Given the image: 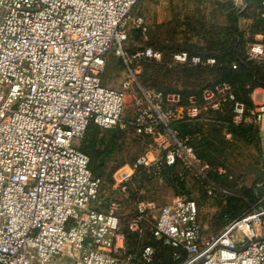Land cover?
<instances>
[{
    "label": "built area",
    "instance_id": "1",
    "mask_svg": "<svg viewBox=\"0 0 264 264\" xmlns=\"http://www.w3.org/2000/svg\"><path fill=\"white\" fill-rule=\"evenodd\" d=\"M140 0H0V264H158L154 238L174 249L178 264H264V196L212 237L205 235L195 199L177 198L153 214L140 203L128 221L136 236L127 244L121 201L104 209L102 179L88 154L75 146L94 123L103 130L120 127L151 137L164 151V161L138 157L114 185L127 193L140 169L151 173L183 164L207 179L213 170L180 136L177 122L198 120L208 106L221 101L212 89L203 103L179 93L148 88L138 80L148 60L163 53L146 47L130 53L132 30L147 35L142 16H133ZM261 7L264 0H254ZM114 53L128 69L124 91L103 85L108 56ZM264 58V35L251 47L250 59ZM182 64H216L181 53ZM234 64L233 68L237 69ZM225 101H235L228 84L218 87ZM127 96L132 113L125 117ZM235 122L264 124V102L247 114L236 102ZM167 173V171H166ZM182 176V174H180ZM231 196L224 188L208 193Z\"/></svg>",
    "mask_w": 264,
    "mask_h": 264
},
{
    "label": "rangeland",
    "instance_id": "2",
    "mask_svg": "<svg viewBox=\"0 0 264 264\" xmlns=\"http://www.w3.org/2000/svg\"><path fill=\"white\" fill-rule=\"evenodd\" d=\"M258 6L259 4L254 0H140L133 11V16H142L149 29L147 35L142 34L143 36L139 40L135 37L131 38L129 35L126 48L128 51H137L144 47H149L153 33L158 32L161 28L164 31H175V28L178 27L176 41L179 44L187 41L189 48L193 50L195 45L198 47L206 45V38L213 40V37H219V35L229 37L233 31V18L236 16L238 18L239 31L245 33L247 39H252L251 30L254 27V18L249 17V15H254L256 10L259 9ZM258 38L259 35L255 37V42ZM184 52L191 57L187 51L177 52L167 59L166 64L170 68L178 65H187L175 59L177 54ZM203 53L207 54L208 48ZM190 65L192 64L188 66ZM146 68L147 65L143 63L139 69L138 80L142 84L146 83L144 82L146 78H142ZM102 80L104 86L122 92L124 91L123 83L130 80L128 69L122 59L115 56L114 53L108 56ZM150 84L152 85L151 82L147 83L149 85L147 86L148 88H150ZM157 84L163 87V92L166 94H181L184 89L183 80L175 76H170L168 79L160 78ZM218 87H220V84L215 88L208 89H212L216 93V98L221 101L219 109L215 110L208 106L207 109H203L200 119L190 121L202 123L204 126L203 130H201L202 136L204 133L208 135L213 131L211 128H216L219 131L213 134L218 139L216 145L220 147V151L214 154V162L210 164L213 170L205 180L202 176L197 175L196 171L190 170L179 163L175 171H172V177L175 180L177 179L176 177H179L183 186L180 185L179 181L178 184L176 182L175 188L171 184L173 180L170 179L168 181L166 171L171 168L158 172L154 167L151 169V173L145 171L146 175L137 171L133 175L132 181L128 184L127 193L115 190L114 185L117 179L128 171V169L122 170L124 167L132 166L138 157L147 154L159 161H164L165 153L153 138L139 136L131 129L117 127L116 129L113 128V130L118 131H101L98 134L96 149L100 152V156L96 157V163L101 164L103 167L101 170L103 185L100 200L104 209L107 208V204L111 200L122 202L124 217H126L123 220L125 221V226L128 223L127 220L129 221L140 203L153 204V214L157 215L161 207L173 203L179 197L192 198L200 206L201 222L207 227L205 235L212 237L223 227L222 213L230 197H241L244 200H248V196L244 194L246 190L258 191L261 194L264 187V131L262 133L260 131V126L262 125H257L253 122L236 123L234 114L233 123L235 125H250L259 131V137H256L251 143L243 138H237L233 133L229 132L227 123L222 124V129L218 126L208 125L211 123V119L213 120L214 111H221L222 116L227 115L224 105L229 101H225L222 96H219ZM190 98L191 96L184 99L182 95L183 103L189 104ZM262 100L263 96L260 95L258 101ZM126 101L125 117L132 113L131 96H127ZM113 137L115 138L112 143ZM81 142L82 139L76 140L75 146L79 148ZM112 144L113 152L109 154L106 151ZM88 145L89 150H91L92 146L90 143ZM91 153L95 155V151ZM215 176L224 177L218 181ZM213 187L224 188L229 191L231 196L222 195L220 191L210 195L208 190ZM63 261L66 264L68 259Z\"/></svg>",
    "mask_w": 264,
    "mask_h": 264
},
{
    "label": "trees",
    "instance_id": "3",
    "mask_svg": "<svg viewBox=\"0 0 264 264\" xmlns=\"http://www.w3.org/2000/svg\"><path fill=\"white\" fill-rule=\"evenodd\" d=\"M255 2L258 3L257 1ZM258 7L259 9L256 10L254 15H249V17L254 18V27L251 30L252 39H247L245 33L239 31L237 16L233 18V31L229 37H222L219 35V37H213V40L206 38V45L202 47L195 45L193 50L189 48V43L187 41L183 44H179L176 41L175 38L176 34H178V27L175 28V31H164L161 28L158 32L153 33L151 35L149 47L161 51L164 55V61L162 60L161 62H158L148 60L144 62V64L147 65V68L144 70L142 75V78H146L144 81L146 83L143 84L147 87L149 86L147 83L151 82L152 85L150 84V88H156L160 91H164L163 87L158 85L157 82L160 78L168 79L170 76H175L183 80L184 89L181 91V94L184 99H187V97L190 96H195L201 103L204 102L203 91L205 89L215 88L219 84H228L231 87V91L235 95L236 100L232 102L229 101L224 105L227 115L222 116L221 111H214L213 120L211 119V123L208 125L218 126L222 129V124L227 123L229 126V132L233 133L235 137L243 138L249 143L253 142L256 137H259V131L250 125H235L233 123V117L235 114L234 106L236 102L243 103L248 111L247 114H249L256 107L252 95L255 90L264 89V58L258 60L250 59L251 47L255 42V37L258 35H264V21L261 19L262 10L260 6ZM246 16L248 17V15ZM142 36L143 35L139 30H132L130 32L131 38L135 37L139 40ZM206 48H208V53L204 54L203 51ZM181 51L189 52L191 58L199 56L203 61L213 58L216 60V64L213 66L203 64L188 66L189 64H187L170 68L169 65L166 64L167 59L171 55ZM129 52L133 54L136 51L129 50ZM234 64L238 65L237 69L233 68ZM174 127L179 131L181 137L185 138L187 136H191L190 143L194 146L197 155L203 161L213 164L214 154H217L220 151V147H217L216 145L218 139L213 134L216 131L219 132L218 129L211 128L213 131H209L210 133L208 135H205L204 133L202 136L201 130H203L204 126L200 122H177L174 124ZM101 131L108 130H103L96 124L92 123L89 126L85 137L82 139L79 148L90 156V167L93 173L100 177L103 181L101 172L103 167L101 164L96 163V157L100 156V152L96 149V138ZM109 131L113 132L118 130L109 129ZM114 138L115 137L111 140L112 143L114 142ZM89 143L92 146L91 150H89ZM90 151H95V155H92ZM106 152L109 154L113 152V144L108 147ZM178 165L179 163L173 166L170 170H167L166 176L168 181L170 179L173 180L171 184L175 188L176 182L178 184L180 178L176 177L177 179L175 180L173 179L172 174ZM139 171L138 173H145L147 170L140 169ZM215 177L218 178L219 181L224 176ZM180 185L183 186L181 181ZM244 194L248 196V200H244L241 197L236 198L234 196L228 199L229 201L224 207L222 213V228H224L229 221L234 220L245 213L251 204L255 203L259 197L264 196V187L261 194L260 192H254L253 190H246ZM124 218L126 217L123 216L122 218L123 230L126 234L127 244L132 246L136 242V236L128 231L127 225H124ZM145 241L147 244L153 245L157 248L158 264H178V261L173 259L174 249L165 246L162 241L154 238L149 230L146 234Z\"/></svg>",
    "mask_w": 264,
    "mask_h": 264
},
{
    "label": "crops",
    "instance_id": "4",
    "mask_svg": "<svg viewBox=\"0 0 264 264\" xmlns=\"http://www.w3.org/2000/svg\"><path fill=\"white\" fill-rule=\"evenodd\" d=\"M260 95L263 96V100L262 101H258V97ZM252 98H253V101H254L255 105L264 102V89H257V90H255L254 94L252 95ZM260 127H261V130L260 131L262 133V131H264V124L262 126H260Z\"/></svg>",
    "mask_w": 264,
    "mask_h": 264
}]
</instances>
